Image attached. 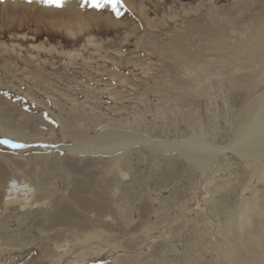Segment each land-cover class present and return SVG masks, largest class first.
<instances>
[{"label":"rangeland","instance_id":"374dc122","mask_svg":"<svg viewBox=\"0 0 264 264\" xmlns=\"http://www.w3.org/2000/svg\"><path fill=\"white\" fill-rule=\"evenodd\" d=\"M77 1L79 21L69 0H0V141L24 145L0 143V264H264V155L247 167L234 136L264 92V0ZM193 137L214 149L203 176L150 152ZM256 190L236 233L230 206Z\"/></svg>","mask_w":264,"mask_h":264},{"label":"bare ground","instance_id":"6f19581e","mask_svg":"<svg viewBox=\"0 0 264 264\" xmlns=\"http://www.w3.org/2000/svg\"><path fill=\"white\" fill-rule=\"evenodd\" d=\"M249 1L250 0H234L233 6L239 5L240 7L241 6L244 7ZM77 3H78L77 0H69L70 13L68 14H70L69 16H72L73 18H76V20L79 21L82 16L77 11L78 10L76 7ZM215 15H216L215 13L214 15H211L212 16L211 18L214 19L216 17ZM254 23L256 25L260 23V16H257L255 18ZM241 44L244 48L252 52L253 49L255 48V45L258 44V40L249 39V40H245ZM186 50H187V46H185L182 43L181 38H176L172 40L171 51L174 56H179L181 52H185ZM225 57H226L225 60H229L227 59L228 56ZM251 58L252 60L248 65L249 68H254L259 63L260 59H262V57L259 58V56L255 52L252 53ZM188 62L194 63L195 58L190 57ZM241 68H242L241 65L236 66V69H241ZM262 75H264V72ZM258 76L259 75H257V77ZM242 79H243L242 76L236 77V80L238 82H241ZM112 135L118 137L120 136V134L117 132H113ZM234 136H235V140L238 142V145L235 148V152L240 157H242L246 166L247 167L249 166L250 161H254L257 165H260L262 161L261 158L264 155V92L260 94L255 100H253L249 106H247V109L242 116L241 122L237 123V126L234 131ZM194 138L195 137L192 138V145L190 143H174L171 145L165 143H158L156 145L153 144L149 146L150 152L155 153L170 147L175 151H177L179 154L183 155L188 161H191L194 165L198 166L201 171L200 176H203L204 173L211 167L210 164L214 160V156H215L213 152L214 149L211 150L206 146L204 147V145L200 146L194 144L193 146V141L196 140V138L195 139ZM82 150L85 151L84 148H82ZM122 156L123 154L120 153L119 149H114L108 152L107 157L109 158V162H110L107 167L108 173H115L116 175L121 174L120 163ZM14 181L16 180L14 179L12 182ZM29 186L30 185H28V183L26 184L24 181L12 183L10 188L14 192H11L10 194H13L15 196L11 197L6 203L13 202L14 200H16L17 197H19L20 190L21 189L23 190L24 188L30 189ZM30 197H34V195ZM30 197H26V199H29ZM258 200H259L258 190H256L252 193L250 197L241 198L239 202L237 201V204L230 206L231 208L230 211L232 212L234 217L237 218V222L234 226V229H236L235 230L236 233H241V232L243 233L247 230V226H249L252 222V218H251V212L253 210L252 204L256 203ZM255 232L256 235L258 234L264 235V221H262L259 230L258 231L255 230ZM230 253L232 254V251L228 250V254Z\"/></svg>","mask_w":264,"mask_h":264},{"label":"snow or ice","instance_id":"6c2138e0","mask_svg":"<svg viewBox=\"0 0 264 264\" xmlns=\"http://www.w3.org/2000/svg\"><path fill=\"white\" fill-rule=\"evenodd\" d=\"M45 3H47L50 6L55 7H62L65 0H44ZM123 0H84V3L87 5H90L93 8L97 9H104L107 7H111L114 12H116L119 15V8L122 4ZM0 143L5 144H11L15 148L24 147L22 144H13L12 141L9 140H2Z\"/></svg>","mask_w":264,"mask_h":264}]
</instances>
